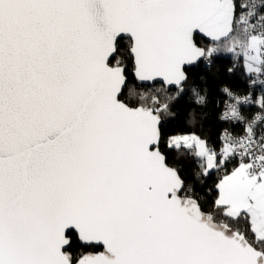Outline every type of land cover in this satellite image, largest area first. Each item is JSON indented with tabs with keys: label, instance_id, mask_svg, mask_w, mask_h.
Segmentation results:
<instances>
[{
	"label": "snow or ice",
	"instance_id": "obj_1",
	"mask_svg": "<svg viewBox=\"0 0 264 264\" xmlns=\"http://www.w3.org/2000/svg\"><path fill=\"white\" fill-rule=\"evenodd\" d=\"M224 52L264 87V0H0V264H264V95L221 89L218 147L165 132Z\"/></svg>",
	"mask_w": 264,
	"mask_h": 264
},
{
	"label": "trees",
	"instance_id": "obj_2",
	"mask_svg": "<svg viewBox=\"0 0 264 264\" xmlns=\"http://www.w3.org/2000/svg\"><path fill=\"white\" fill-rule=\"evenodd\" d=\"M126 44V41H124ZM205 41H200V46H205ZM233 68L232 72L228 69ZM190 87L197 88L202 95L207 97L205 105H197L190 91H187L182 99L172 103V115L167 118L165 124L166 134H182L195 132L202 138L209 141L210 145H219V136L225 127L234 136L243 134L241 126L225 125L218 119V115L223 109L227 97L221 89L229 88L237 96L253 95L254 100L264 95V88H251L249 76L243 67L235 68L234 61L227 57V52L221 53L214 60L212 68L209 70L201 62L198 70L190 76ZM244 115L248 118L259 112L257 105H248L242 108ZM170 164L180 169L182 178L193 189V194L207 200L215 194L214 185L219 176L210 174L209 177H199V167L191 156L180 159H169ZM82 249L74 248L73 254H77Z\"/></svg>",
	"mask_w": 264,
	"mask_h": 264
},
{
	"label": "built area",
	"instance_id": "obj_3",
	"mask_svg": "<svg viewBox=\"0 0 264 264\" xmlns=\"http://www.w3.org/2000/svg\"><path fill=\"white\" fill-rule=\"evenodd\" d=\"M227 57H229L230 59H232L234 61L235 68L243 67V60H242V58L240 60H237L235 57H233V55L231 53H227ZM251 79L252 78L249 77L251 88H253V89H255V88H264V87L260 86L259 84L253 85L251 83ZM249 96H251L253 98V95H249ZM249 105H255V104H249ZM244 106H248V105H244ZM244 106H242V108ZM257 131L259 132V129H257Z\"/></svg>",
	"mask_w": 264,
	"mask_h": 264
},
{
	"label": "water",
	"instance_id": "obj_4",
	"mask_svg": "<svg viewBox=\"0 0 264 264\" xmlns=\"http://www.w3.org/2000/svg\"><path fill=\"white\" fill-rule=\"evenodd\" d=\"M203 41H205V43H208V41L206 39H204Z\"/></svg>",
	"mask_w": 264,
	"mask_h": 264
}]
</instances>
